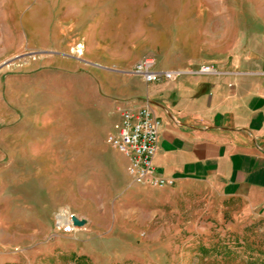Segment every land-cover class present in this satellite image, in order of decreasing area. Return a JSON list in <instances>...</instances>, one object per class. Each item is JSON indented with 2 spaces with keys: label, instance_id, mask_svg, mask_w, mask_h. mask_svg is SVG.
Returning <instances> with one entry per match:
<instances>
[{
  "label": "rangeland",
  "instance_id": "374dc122",
  "mask_svg": "<svg viewBox=\"0 0 264 264\" xmlns=\"http://www.w3.org/2000/svg\"><path fill=\"white\" fill-rule=\"evenodd\" d=\"M68 3L72 9L81 4L78 0ZM110 3L115 4L117 17L111 23L113 27L107 28L114 32L107 36V42L113 38L108 48L119 49L115 52L131 59L147 53L159 54L155 57L158 62L169 49L178 52L180 47H203L210 51L217 45L221 49L237 37L239 29L264 14V0ZM53 4L57 11V0ZM46 5L50 7V0ZM110 10L108 14H115L112 5ZM56 11L54 18L47 14L44 25L51 31L54 21L56 38L70 42L72 49L59 53L81 60L83 45L73 46L71 36L57 35L60 19ZM34 14L35 0H0V92L8 75L23 72L26 64H33L38 56L45 66L50 56L57 53L28 50V44L35 42V35L30 33ZM65 21L68 28V20ZM43 38L49 44L51 35ZM171 59L176 61L178 56ZM139 62L131 70L133 75ZM1 95L0 264H77L79 257L87 259L82 264H264V218L229 209L209 194L198 199L193 194L168 192L165 187L144 186L154 192V219L142 220L141 209L146 207L139 205L138 196L128 192L134 185L131 179L120 190L116 179L97 172V163L88 164L84 171L77 163H66V151L72 155V150L82 149L72 148L75 140L83 138L79 114L70 111L63 116L66 126L58 145L64 153L59 152L58 163L20 162V145L25 150L29 145L33 152L41 148L35 140L25 138L24 100ZM61 101L57 106H62ZM33 119L30 122L36 121ZM62 214L86 220V225L64 234L57 225V221L62 223L60 218L63 222L67 219L60 217Z\"/></svg>",
  "mask_w": 264,
  "mask_h": 264
},
{
  "label": "crops",
  "instance_id": "0c3cea01",
  "mask_svg": "<svg viewBox=\"0 0 264 264\" xmlns=\"http://www.w3.org/2000/svg\"><path fill=\"white\" fill-rule=\"evenodd\" d=\"M54 1L50 0L48 7L47 0H35L34 29L30 32L35 42L28 44V50L58 54L72 49L69 41L56 38L54 21L51 31L44 25L48 13L54 18ZM78 1L81 4L72 9L68 0H57L61 20L57 35L71 36L73 46L82 44L83 58L59 53L51 55L43 66L38 56L23 72H14L2 82V97L24 100L25 138L35 140L41 148L33 152L29 145L27 150L20 145L19 161L58 163L59 152L64 153L58 145L66 126L63 116L71 111L81 115L78 122L83 136L72 148L82 149L72 150V155L66 151V163H77L83 171L88 164L97 163V172L116 179L124 190L130 182L129 160L106 143V138L115 133L126 106L149 108L162 122L155 170L174 181L164 190L181 196L193 194L198 199L209 194L229 209L264 218V14L239 29L237 37L221 49L218 45L210 51L203 47H180L178 52L169 49L158 62L155 57L159 54L131 59L115 52L119 49L108 48L113 38L107 42V36L114 32L107 28L113 27L117 17L116 1ZM111 5L115 14H108ZM179 31L181 34V28ZM45 35H51L49 44ZM150 56L158 71L180 75L154 83L133 75L134 65ZM171 56L178 59L169 60ZM203 66L212 67L213 72L198 73ZM60 99L61 107L57 106ZM33 118L36 121L30 122ZM128 192L146 207L141 209L140 219L153 220L154 192L135 184Z\"/></svg>",
  "mask_w": 264,
  "mask_h": 264
},
{
  "label": "built area",
  "instance_id": "2783aa9c",
  "mask_svg": "<svg viewBox=\"0 0 264 264\" xmlns=\"http://www.w3.org/2000/svg\"><path fill=\"white\" fill-rule=\"evenodd\" d=\"M212 67L203 66L198 73L210 74ZM134 74L141 76L147 83L158 82L162 79L173 80L180 72H160L156 69V60L145 58L134 68ZM162 122L149 108L136 109L126 106L121 112L120 123L115 133L107 137V143L129 160L128 172L132 184L150 187L173 186L174 181L159 175L154 166V158L158 151L160 129ZM74 215L66 214L60 217L67 218L61 226L64 234L73 233L76 227L72 221Z\"/></svg>",
  "mask_w": 264,
  "mask_h": 264
},
{
  "label": "water",
  "instance_id": "95a60500",
  "mask_svg": "<svg viewBox=\"0 0 264 264\" xmlns=\"http://www.w3.org/2000/svg\"><path fill=\"white\" fill-rule=\"evenodd\" d=\"M72 221L76 227H83L86 225V220H80L77 216H73Z\"/></svg>",
  "mask_w": 264,
  "mask_h": 264
},
{
  "label": "trees",
  "instance_id": "16d2710c",
  "mask_svg": "<svg viewBox=\"0 0 264 264\" xmlns=\"http://www.w3.org/2000/svg\"><path fill=\"white\" fill-rule=\"evenodd\" d=\"M76 261L78 262L77 264H82V263H86L87 259L84 257H79L77 258Z\"/></svg>",
  "mask_w": 264,
  "mask_h": 264
}]
</instances>
